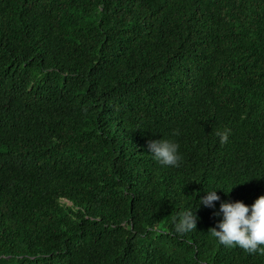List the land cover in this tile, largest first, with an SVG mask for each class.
Listing matches in <instances>:
<instances>
[{"label": "trees", "instance_id": "obj_1", "mask_svg": "<svg viewBox=\"0 0 264 264\" xmlns=\"http://www.w3.org/2000/svg\"><path fill=\"white\" fill-rule=\"evenodd\" d=\"M260 195L264 0H0V264H264L210 230Z\"/></svg>", "mask_w": 264, "mask_h": 264}, {"label": "clouds", "instance_id": "obj_2", "mask_svg": "<svg viewBox=\"0 0 264 264\" xmlns=\"http://www.w3.org/2000/svg\"><path fill=\"white\" fill-rule=\"evenodd\" d=\"M230 134L231 130L228 128L217 130L215 133L221 145L228 142ZM171 135L178 136L179 132L173 130ZM147 147L152 159L159 165L172 168L180 167L182 156L179 152V144L175 139L169 137L152 140L148 142ZM217 190L219 189L204 191L205 194L200 197L194 210L185 209L178 216L173 226L176 234L183 235L196 230L198 219L195 215L196 209L200 205L214 208V202L220 200ZM213 215L219 216L220 219L214 227L210 228L211 235L220 245L229 248L236 246L250 255H264V195L258 196L251 205H245L238 200L220 202L218 210Z\"/></svg>", "mask_w": 264, "mask_h": 264}]
</instances>
